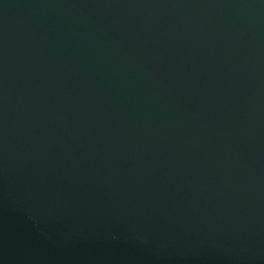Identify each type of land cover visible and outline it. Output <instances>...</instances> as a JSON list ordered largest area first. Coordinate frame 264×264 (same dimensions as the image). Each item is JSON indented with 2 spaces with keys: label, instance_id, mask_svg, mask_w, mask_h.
Listing matches in <instances>:
<instances>
[{
  "label": "water",
  "instance_id": "water-1",
  "mask_svg": "<svg viewBox=\"0 0 264 264\" xmlns=\"http://www.w3.org/2000/svg\"><path fill=\"white\" fill-rule=\"evenodd\" d=\"M0 264H264V0H0Z\"/></svg>",
  "mask_w": 264,
  "mask_h": 264
}]
</instances>
